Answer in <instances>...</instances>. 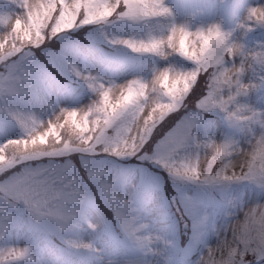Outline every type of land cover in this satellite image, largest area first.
<instances>
[{
    "label": "rangeland",
    "instance_id": "rangeland-1",
    "mask_svg": "<svg viewBox=\"0 0 264 264\" xmlns=\"http://www.w3.org/2000/svg\"><path fill=\"white\" fill-rule=\"evenodd\" d=\"M60 1L53 33L63 49L42 54L65 83L33 48L21 47L45 43L55 0H0V62L13 58L0 72V174L38 161L0 181V264H176L204 236L195 264H230L242 252L257 253L250 263L259 264L264 0H216L213 7L211 0ZM238 2L246 8L227 72L212 78L197 110L150 143L152 129L188 105L202 73L223 62L233 32L223 16ZM83 26L85 44L63 32ZM206 112L220 119L203 125ZM107 150L110 157L97 158ZM74 153L117 224L95 204L77 165L59 159ZM165 174L193 220L185 247L164 197ZM92 242L97 249L88 254Z\"/></svg>",
    "mask_w": 264,
    "mask_h": 264
},
{
    "label": "trees",
    "instance_id": "trees-1",
    "mask_svg": "<svg viewBox=\"0 0 264 264\" xmlns=\"http://www.w3.org/2000/svg\"><path fill=\"white\" fill-rule=\"evenodd\" d=\"M16 40H17V38H16ZM30 44H33V43H31V42H25V43H23V46H27V45H30ZM202 78H203V76H200V77H199V79H202ZM202 81H203V79L200 81L198 87H196V86L193 87L192 92H193L196 96H199V95L202 93V91H203L204 84H203V86L201 87V85H202ZM204 81H205V80H204ZM204 81H203V83H204ZM192 92H191V93H192Z\"/></svg>",
    "mask_w": 264,
    "mask_h": 264
}]
</instances>
